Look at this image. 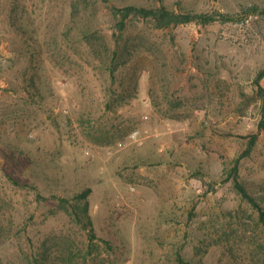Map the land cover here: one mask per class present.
Returning a JSON list of instances; mask_svg holds the SVG:
<instances>
[{"label":"rangeland","instance_id":"374dc122","mask_svg":"<svg viewBox=\"0 0 264 264\" xmlns=\"http://www.w3.org/2000/svg\"><path fill=\"white\" fill-rule=\"evenodd\" d=\"M129 4L216 21L134 23L112 79L81 31L109 44ZM263 68L264 0H0V264H257L225 170L258 134L239 179L264 206ZM87 190L92 230L55 199Z\"/></svg>","mask_w":264,"mask_h":264},{"label":"trees","instance_id":"16d2710c","mask_svg":"<svg viewBox=\"0 0 264 264\" xmlns=\"http://www.w3.org/2000/svg\"><path fill=\"white\" fill-rule=\"evenodd\" d=\"M10 12L11 17H15V15H17L16 7L13 6ZM109 15L114 21V26L116 29V31L112 34V39L109 44H106L102 39L96 40L94 38V34L90 33L89 31L83 32L82 30L81 33H83L82 35L89 46L90 54L96 57L103 64L112 79H114L115 74H117L119 70L127 68L134 57V36L128 31L130 26L134 27V23L140 21L151 24L154 29L163 30L188 23L207 25L216 21L214 15L182 13L181 11L177 12L175 10L169 9L163 4L148 7L134 4L120 7L112 5L109 10ZM223 17L224 16H220V18ZM263 77L264 68L258 72L254 80V86L256 87L257 94L261 100V120L258 124L259 132L264 129V89L260 86V80ZM131 81L132 91H130L129 88L127 89V95L130 97L131 92H136L137 88V81L135 77H133ZM125 93L126 90L123 91V94H120L119 97H126ZM257 137L258 134L250 136L246 149L233 161L232 166L228 170H225V181L231 182L234 190L238 195L241 196L242 200L246 201L257 212L258 225L264 231V206L254 194L249 192L246 186L239 179L241 160L250 155L251 151L256 145ZM88 194L89 190L74 196L72 198L73 203L69 204L70 209L66 208L67 206L64 205L65 203H68L67 199L55 198L59 199L60 206L66 211H69L70 216H73L75 220L86 230L88 228L91 229L92 226L87 207ZM81 202L85 203L83 208L80 207L79 203ZM253 246L255 248L258 247L256 252L260 253L257 264H264V242H255L253 243ZM178 264H184L180 256H178Z\"/></svg>","mask_w":264,"mask_h":264},{"label":"built area","instance_id":"2783aa9c","mask_svg":"<svg viewBox=\"0 0 264 264\" xmlns=\"http://www.w3.org/2000/svg\"><path fill=\"white\" fill-rule=\"evenodd\" d=\"M131 140L135 141V142H139L141 141L143 138L141 137L140 135V132L139 131H133L131 134H130V137H129Z\"/></svg>","mask_w":264,"mask_h":264}]
</instances>
